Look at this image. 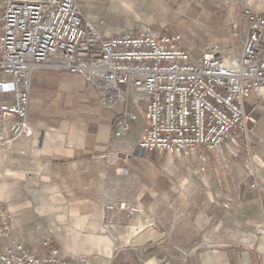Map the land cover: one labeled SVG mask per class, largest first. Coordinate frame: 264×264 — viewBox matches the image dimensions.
<instances>
[{"label":"crops","instance_id":"1","mask_svg":"<svg viewBox=\"0 0 264 264\" xmlns=\"http://www.w3.org/2000/svg\"><path fill=\"white\" fill-rule=\"evenodd\" d=\"M77 2L110 37L148 27L180 34L193 25L203 33L194 41L180 34L184 49L200 59L218 47L227 64L243 52L245 6L264 12L263 0ZM2 7L0 0V36ZM247 106L257 123L241 148L225 142L224 157L203 160L195 151L188 163L167 153L138 158L143 116L116 137L121 105L103 109L96 89L78 75L37 70L28 116L33 135L0 145V210L12 215L0 249L21 244L44 257L42 242L52 239L64 256L89 264H264V190L252 188L253 182L264 188V101Z\"/></svg>","mask_w":264,"mask_h":264},{"label":"built area","instance_id":"2","mask_svg":"<svg viewBox=\"0 0 264 264\" xmlns=\"http://www.w3.org/2000/svg\"><path fill=\"white\" fill-rule=\"evenodd\" d=\"M2 4L0 145L33 135L28 123L31 82L43 68L82 77L96 89L107 111L121 105L116 137L143 116L144 130L133 151L138 158L167 153L187 163L195 151L203 160L211 154L224 157L225 142L238 146L250 125L256 124L247 101H264V12L245 6L241 17L249 28L243 52L227 64L218 47L193 58L180 34L146 28L137 34L107 36L84 17L77 0ZM233 28L235 36H241V25ZM246 168L255 177L251 163ZM252 188L264 190L255 182ZM119 208L128 206L121 202ZM10 221L11 216L0 210V237H9ZM42 247L44 257L21 244L0 249V264H88L72 262L48 239Z\"/></svg>","mask_w":264,"mask_h":264},{"label":"rangeland","instance_id":"3","mask_svg":"<svg viewBox=\"0 0 264 264\" xmlns=\"http://www.w3.org/2000/svg\"><path fill=\"white\" fill-rule=\"evenodd\" d=\"M263 3H264V0H263ZM190 22V24H193L194 22H192V21H189ZM189 24V25H190ZM148 28H150V27H148ZM189 30H188V32L187 31H185V32H180V34L182 35V36H185L186 35V38L187 39H189L190 41H194V40H196V38L197 37H200L201 36V34L203 33V30H202V32L201 31H199L197 28H195V27H193V25H191V26H188L187 27ZM201 29V28H200ZM183 33H185V34H183ZM191 35H190V34ZM200 35V36H199ZM238 38H241V36H239ZM200 53H202V51H200ZM200 53H198V52H195V53H193V55L196 57V58H198L201 54ZM236 54H237V56L239 55V50L237 49L236 50ZM256 120V119H255ZM256 123H257V121H256ZM253 125H255V124H253ZM253 125H250V127H249V131H248V134H249V132H250V129H251V127L253 126ZM248 136V135H247ZM247 136H245V137H247ZM245 137H243L240 141H239V145L238 146H235V145H233L232 143V145H233V147H235L236 149H239V148H241L242 147V145H243V140H244V138ZM210 157V156H209ZM186 163V162H185ZM188 163V162H187ZM248 163H250V161H248L247 163H245V168H246V165L248 164ZM252 166V165H251ZM253 169V168H252ZM246 170H247V168H246ZM248 171V170H247ZM254 171V170H253ZM249 173V172H248ZM254 178V177H253ZM254 183V182H253ZM256 183V182H255ZM7 213V212H6ZM7 214H9V213H7ZM10 215V214H9ZM11 216V220H12V215H10ZM10 223H11V221H10ZM11 225V224H10ZM57 238H62V236H58ZM46 240V239H45ZM48 240H50L51 241V244H53V242L55 243V241H53L52 239H48ZM43 243V242H42ZM53 245H55V244H53ZM42 246V245H41ZM56 246V245H55ZM43 248V247H42ZM59 248V247H58ZM61 251V250H60ZM62 253V252H61ZM62 255H63V253H62ZM64 256V255H63ZM65 257H67V256H65ZM68 259H70L72 262H74V260H72L71 258H69V257H67ZM81 260H85V261H87V263L89 264V259H87V258H82Z\"/></svg>","mask_w":264,"mask_h":264}]
</instances>
